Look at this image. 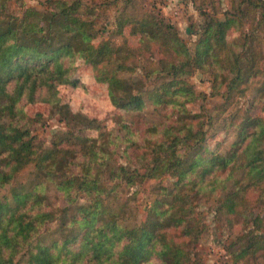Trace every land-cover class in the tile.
<instances>
[{
    "label": "trees",
    "instance_id": "1",
    "mask_svg": "<svg viewBox=\"0 0 264 264\" xmlns=\"http://www.w3.org/2000/svg\"><path fill=\"white\" fill-rule=\"evenodd\" d=\"M7 1L0 0V188L11 186L12 201L0 197V264H203L191 249L206 229L198 200L214 202L231 226L243 225L235 263L264 264V0H227L222 18L199 7L204 22L194 52L173 24L153 9L138 14L132 0L117 31L129 28L139 48L100 36L95 19L103 0H47L44 9L28 6L20 15ZM80 56L118 109L143 110L147 98L161 109L163 121L129 155L142 167L116 160L107 141L98 144L103 133H87L100 130V120L62 103L60 87L76 85ZM140 68L144 81L127 76ZM197 70L211 76L209 93L191 82ZM153 74L160 83L149 88ZM216 96L224 100L216 115L227 114L237 130L224 152L218 143L206 147L213 116L203 103L197 107ZM23 98L65 117L68 129L51 146L32 133ZM127 136L131 147L136 134ZM30 165L43 181L27 188L14 180ZM147 180L156 184L145 219L124 223L132 207L109 199L121 185ZM48 183L66 203L58 216L46 203Z\"/></svg>",
    "mask_w": 264,
    "mask_h": 264
},
{
    "label": "rangeland",
    "instance_id": "2",
    "mask_svg": "<svg viewBox=\"0 0 264 264\" xmlns=\"http://www.w3.org/2000/svg\"><path fill=\"white\" fill-rule=\"evenodd\" d=\"M46 1L8 0L7 5L12 12L20 15L28 6L44 9ZM83 1L88 6L101 2L100 0ZM214 1L215 4L209 0L206 2L205 0H132L131 8L134 11L136 10L138 14L149 9L156 11L167 22H170L178 29L182 38L194 52L204 22V16L201 15L199 7L203 6L204 9L216 14L219 18L223 17V11L228 7L227 0ZM103 2L104 5L96 12L95 19L97 29L101 30L100 36L104 39H110L115 45L128 42L131 46L139 48V40L130 33L129 28H125L123 34L117 31V17L125 6V0H103ZM75 64L76 68L71 77L76 81V85L67 84L60 87L62 103L71 106L73 112H83L88 117L98 118L100 120L98 123L101 125L100 130L91 129L87 133L93 137H98L99 134L103 133L101 137H98V144L107 141L111 151L115 153L114 158L116 160L132 168L142 167L144 165L142 161L133 159V162H131L129 155H135L140 151V140L150 134L147 131L148 127L153 123L163 121L159 113L161 109L156 108L148 98L143 110L118 109L109 97L107 85L99 83L95 79L92 67L85 63L82 56ZM146 64L151 66L149 63ZM127 76L137 80L144 81L145 79L144 71L141 68L134 74H127ZM191 82L198 92H210L211 76L208 73L200 70L195 71ZM159 83L160 79L157 74H153L146 85L149 88H153L154 85ZM223 102L224 100L221 96H216L210 97L207 101H199L197 103V107L202 103L206 105L209 109L208 115L213 116L210 124L206 126L208 131L206 147L213 149L218 143L216 148L221 152L231 148L238 138L237 130L228 120L227 114L216 115L218 105ZM20 106L27 117L32 118V133L36 135L38 141L45 143L46 146H51L54 140H59V134L67 131V121L56 107H52L50 104L40 100L33 103L27 102L24 98L20 102ZM244 106H247V101H244ZM163 113H165L164 110ZM129 132L132 133L128 134ZM133 132L136 134L134 139L137 141L130 147L126 139L128 138L127 135L132 134L134 136ZM68 156L69 160L72 161L71 154ZM65 165L68 166L69 164L65 161ZM236 176L241 177L243 174L239 173ZM14 181L30 188L36 183L43 181V179L36 173L34 166L30 165L18 173ZM155 184L156 181L153 180L140 182L133 186L123 184L119 187L117 194H114L109 199L111 204L118 205V203L127 202L132 207L131 210L127 211V216H125L127 218L124 223L135 225L145 219ZM10 187V185H7L0 188V197L4 201H12ZM230 187H232V183ZM45 191L47 192V205L54 209L56 216H58L60 214L58 209L66 204L62 194L58 192L55 183H48V188ZM254 198L255 193H250L251 201ZM196 207L198 211L203 213L206 223V229L199 242L191 246L192 251L196 253V257L203 264H237L233 256L234 251L237 249V245L234 243L237 237L243 233V225L235 222L231 226L225 216L216 212L217 206L214 202L198 200ZM58 235L55 234L57 237ZM255 260L249 261L263 264L261 259Z\"/></svg>",
    "mask_w": 264,
    "mask_h": 264
}]
</instances>
